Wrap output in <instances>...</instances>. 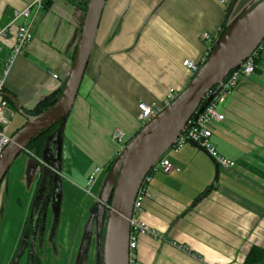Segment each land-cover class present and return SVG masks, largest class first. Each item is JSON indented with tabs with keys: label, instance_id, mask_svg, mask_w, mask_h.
Returning <instances> with one entry per match:
<instances>
[{
	"label": "crops",
	"instance_id": "obj_1",
	"mask_svg": "<svg viewBox=\"0 0 264 264\" xmlns=\"http://www.w3.org/2000/svg\"><path fill=\"white\" fill-rule=\"evenodd\" d=\"M34 1L0 0V30L9 24L14 11ZM87 1L51 0L40 11L31 42L14 58L4 78L3 92L13 95L24 111L61 90ZM254 1L106 0L77 96L58 144L53 145V170L39 174L36 163L33 169L25 168L32 171L27 190L30 185L35 190L37 185L44 186L41 207L47 205L46 212L51 214V198H57L56 222L67 221L68 231L77 227L73 245L81 248V264L85 249L94 250L97 244V208L90 201L93 196L81 188L95 166L105 168L117 157L111 133L121 129L126 136L134 135L142 125L138 105H159L168 89L183 90L192 77L183 61L199 63L209 47L201 34L222 32ZM14 37L11 28L7 39L0 41V75ZM218 110L224 119L214 127L210 142L234 166L219 167L191 143L168 154L180 171L154 174L147 185L150 197L137 214L156 234L138 235L141 264H243L251 247L264 249V51L255 73L241 79ZM24 123L22 117L20 127ZM64 133L74 144L72 154L64 147L65 159L70 157L67 162L62 157ZM71 162L80 166L75 169ZM208 187L210 191L194 202ZM5 190L0 192V225L2 212L4 216L9 211L8 204L2 210ZM20 223L16 226L19 234ZM84 225L87 233L83 238L82 232L79 239ZM61 227L54 237L62 243Z\"/></svg>",
	"mask_w": 264,
	"mask_h": 264
},
{
	"label": "water",
	"instance_id": "obj_2",
	"mask_svg": "<svg viewBox=\"0 0 264 264\" xmlns=\"http://www.w3.org/2000/svg\"><path fill=\"white\" fill-rule=\"evenodd\" d=\"M105 2L87 1L69 73L52 106L37 115H29L13 95L2 93L15 112L25 119V123L11 134L10 143L0 154V185L13 161L26 151L32 139L58 124L44 145L42 160L48 166L46 158H51L55 148L53 145L58 144L62 125L72 108L88 65ZM223 32L225 35L212 46L207 60L186 87L169 106L140 129L112 163L95 215L100 228L101 210L108 213L105 264H128L130 219L144 177L169 150L191 117L196 112H202L229 72L238 68L264 39V0L254 1ZM209 92L212 93L205 99Z\"/></svg>",
	"mask_w": 264,
	"mask_h": 264
},
{
	"label": "built area",
	"instance_id": "obj_3",
	"mask_svg": "<svg viewBox=\"0 0 264 264\" xmlns=\"http://www.w3.org/2000/svg\"><path fill=\"white\" fill-rule=\"evenodd\" d=\"M51 0H35L31 5L23 9L22 11H14L13 17L9 24L2 30H0V41L5 40L8 37V31L14 28L15 37L11 47V53L9 54L3 71L0 75V154L4 148L10 143V137L12 134L11 125L12 120L15 116V112L8 106L6 99L2 96L4 78L8 73L9 67L12 64L14 58L21 55L25 50L26 46L32 40V30L35 21L40 15V11L44 8V3ZM203 41L209 44L207 52L201 58L199 63H194L189 60L183 61L182 65L185 67L192 76L197 73L200 66L207 60L214 41L217 35H212L207 32H203L200 37ZM264 51V39L257 47V49L243 62L241 65L229 72L227 78L224 79L223 83L219 86L218 90L205 106V108L197 114V112L191 117L186 124L185 128L171 145L169 150L152 166L147 175L144 177L141 186L137 192L133 203V215L130 219V233L128 241V264H141L137 257V237L139 234H147L156 236L155 232L144 225L137 214L142 208V204L145 199L150 197L147 185L150 183L151 178L156 173L169 175L172 172H179L180 169L173 166L168 159L169 153L179 152L187 143H191L201 150H203L215 163L221 168H232L234 163L222 157L213 144L210 142L212 131L214 127L222 122L224 116L219 112V106L222 105L226 99L231 95L232 91L243 78H248L255 73L256 64L255 59L259 56L260 52ZM1 53V47H0ZM53 79H57V75H52ZM209 92L205 99L211 94ZM178 95L173 88L168 89L167 93L163 97L159 105L147 106L145 104L138 105L140 110L138 119L142 125L147 124L152 120L158 113L169 106L175 97ZM204 99V100H205ZM197 114V115H196ZM111 141L117 147V154H120L126 146V134L121 129H115L111 133ZM27 152V151H26ZM30 154V153H29ZM31 155V154H30ZM32 156V155H31ZM37 171L41 167L46 166L41 160L36 159ZM101 166H95L88 174L84 186L81 188L87 196H92L91 189L94 185L98 175L102 172Z\"/></svg>",
	"mask_w": 264,
	"mask_h": 264
},
{
	"label": "rangeland",
	"instance_id": "obj_4",
	"mask_svg": "<svg viewBox=\"0 0 264 264\" xmlns=\"http://www.w3.org/2000/svg\"><path fill=\"white\" fill-rule=\"evenodd\" d=\"M69 115L70 113L66 115V118H68ZM21 125H22V117L17 114L14 116L12 120L11 130L14 131L17 128H19ZM62 139H63L62 157L64 161L67 162V158L70 157H67L65 159L64 147H66V152L72 154V146L74 144L72 143V141L69 140L68 136L66 137L65 133L62 136ZM30 154L32 153L30 152ZM55 156H57V152ZM116 156H118L117 153ZM62 157L60 160L62 167H60V169L62 172H64L63 168L65 167L64 164H62L63 163ZM71 164L75 169H77L80 166L77 165L75 162H71ZM99 165L101 164L99 163ZM33 166H34L33 159L22 152L13 161L11 167L9 168L8 172L6 173L5 177L2 180L0 192H1V188L4 189L6 187L2 210H4L8 204L9 211L7 210V213H5L4 216L2 212V220L0 225V264H9L10 260H12L14 252L16 250V246L20 239V234L16 226L20 221L21 222L20 226L23 229L24 226L23 224L27 216V213L29 211V205L31 203V200L34 199V203L28 214V217L29 220L32 219V221L28 222L24 235L27 234L28 229L31 227V223L35 221L37 217L38 209L43 205L44 186L40 185L35 190L34 186L30 185V189L27 190L32 171L26 170L25 168L30 167L33 169ZM102 171L103 172H101L98 175L94 183L95 188L91 189V194L93 197H90L92 198L90 201L91 203H94L95 210L99 206V202H98L99 196L101 195V192L105 186L110 168L105 167L102 169ZM56 200L57 198L55 199V197L51 198V202L49 205L51 214L50 213L48 214V221L46 227L47 230L44 234V238L43 241H41V243H40L41 238L38 236L35 250L36 252L39 253V258L41 259L42 264H79V259L81 256V253L79 252L81 248L78 247L74 248L73 245L74 233L76 232L77 227L75 231L73 230L68 231L67 221L62 222V218H61L60 220H58V222H56L57 221V219H55L57 215L56 208H58ZM27 206H28V210H27ZM101 212H102L101 227L98 228L96 222L97 227L95 229L96 232L94 233V238L97 240L96 247L94 250L91 247L85 249V259L83 264H105L104 245H105V234H106L108 213L106 210H101ZM55 223H59L58 230L56 229L57 225L55 226ZM61 225H63V229H64V239L62 243L56 240V237H54L55 233H57V235L60 234L62 228ZM55 230L57 232H55ZM87 230H88V226L86 228L84 225V227H82V231L79 239L82 236V232H84L82 237L83 238L85 237ZM95 239H91L92 240L91 243H93ZM20 251L18 253H20ZM16 256L17 258L14 264H28V251L23 256H21V258L19 257L18 254Z\"/></svg>",
	"mask_w": 264,
	"mask_h": 264
},
{
	"label": "trees",
	"instance_id": "obj_5",
	"mask_svg": "<svg viewBox=\"0 0 264 264\" xmlns=\"http://www.w3.org/2000/svg\"><path fill=\"white\" fill-rule=\"evenodd\" d=\"M50 4V1H47L44 3V6H47ZM86 7H87V3H85V11H86ZM224 31V30H223ZM218 32L217 33V38L214 41V44L219 41L220 39H222V37L225 35V32ZM213 44V45H214ZM213 50V48L211 49V51ZM210 51V53H211ZM262 52L259 53V56ZM259 56L255 59V64L257 62V59L259 58ZM74 57V56H73ZM228 76V75H227ZM227 76L225 78H227ZM59 93L56 94H52V95H48L47 97H45L44 99H42L41 101L38 102V104L32 109V110H25V112L29 115H37L41 112H43L44 110H46L47 108H49L50 106H52L57 97L59 96ZM7 103L13 108L12 104L6 100ZM14 109V108H13ZM198 114V113H197ZM196 114V115H197ZM144 125H141L140 129L143 127ZM58 127V124L51 127L48 130L43 131L41 134L37 135L36 137H34L32 139V141L28 144V146L26 147V151L27 152H31L32 156L36 159H40L42 162H44L42 160L43 158V151H44V145L46 143L47 138L55 131V129ZM140 129L132 136H126V145L131 141V139L140 131ZM115 158L112 159L111 161H109L105 167L109 168L110 165H112V163L114 162ZM45 163V162H44ZM46 164L48 165V167L53 169V159H51L49 156L46 158ZM48 171L49 168H42V171ZM42 173V172H41ZM43 174V173H42ZM40 181V180H39ZM210 191V187L206 188L202 193H200L196 198L194 202H197L198 200H200L201 198H203L208 192ZM110 200V198H109ZM109 203V202H108ZM43 213V212H41ZM43 216H45V212L43 213ZM29 217L27 218V220L25 221V225H24V229H23V233L24 230H26V226L28 224ZM25 238V237H24ZM31 241V240H30ZM24 244V243H23ZM21 252V251H20ZM18 253V252H16ZM14 254V256L12 257L11 263H15V260L17 258V254ZM82 261V256H80L79 259V264H81ZM31 264H42L41 259L39 258V253H34L33 256V260ZM243 264H264V249L257 247V246H253L251 247V249L249 250L248 254L246 255V258L244 260Z\"/></svg>",
	"mask_w": 264,
	"mask_h": 264
},
{
	"label": "flooded vegetation",
	"instance_id": "obj_6",
	"mask_svg": "<svg viewBox=\"0 0 264 264\" xmlns=\"http://www.w3.org/2000/svg\"><path fill=\"white\" fill-rule=\"evenodd\" d=\"M43 167H41L40 170L37 171L39 174H41ZM46 168H49V170H51V171L53 170L52 168H50L48 166H46ZM37 188H38V185H37L36 189ZM33 203H34V199L31 200L28 214H29V212H30V210L32 208ZM46 211H47V205L44 204V206L41 207V209H38V211H37V217H36L35 221L33 223H31V227L28 229L27 234L24 235L26 230H24V233H23L24 226H23V229H22V231L20 233V239L18 241V244L16 246V250H15L14 254L16 252H19L21 250L20 253H16L21 258V256H23L28 251V264H31L32 263L34 253H36V254L38 253L35 250V248H36V241L38 239V236L41 238V240H40V243H41V241H43L44 234H45V232L47 230L46 227H47V221H48V212H46ZM41 212H43V213L45 212V216H43V213H41ZM28 214L26 216L25 221L28 218ZM25 221H24V224L23 225H25ZM28 221L31 222L32 219L31 220H28ZM56 225H57V223H55V226ZM9 264H12L11 263V260H10Z\"/></svg>",
	"mask_w": 264,
	"mask_h": 264
}]
</instances>
